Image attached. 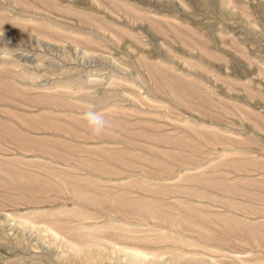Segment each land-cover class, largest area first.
<instances>
[{"label":"rangeland","instance_id":"1","mask_svg":"<svg viewBox=\"0 0 264 264\" xmlns=\"http://www.w3.org/2000/svg\"><path fill=\"white\" fill-rule=\"evenodd\" d=\"M0 264H264V0H0Z\"/></svg>","mask_w":264,"mask_h":264},{"label":"clouds","instance_id":"2","mask_svg":"<svg viewBox=\"0 0 264 264\" xmlns=\"http://www.w3.org/2000/svg\"><path fill=\"white\" fill-rule=\"evenodd\" d=\"M84 119L87 121L89 130L94 136L103 134L110 127L109 121L96 111H87L84 114Z\"/></svg>","mask_w":264,"mask_h":264}]
</instances>
